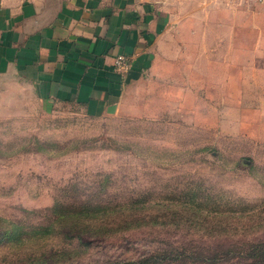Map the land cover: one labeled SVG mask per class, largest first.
Returning a JSON list of instances; mask_svg holds the SVG:
<instances>
[{
  "label": "rangeland",
  "instance_id": "rangeland-1",
  "mask_svg": "<svg viewBox=\"0 0 264 264\" xmlns=\"http://www.w3.org/2000/svg\"><path fill=\"white\" fill-rule=\"evenodd\" d=\"M235 4L181 14L153 68L104 115L1 82L0 218L34 232L55 222L61 207L109 214L154 206L144 217L170 206L163 222L172 228L132 231L60 264L164 253L170 258L150 264H252L253 247L264 254V225L257 227L264 223V4ZM187 206L201 212L196 221ZM177 212L186 220L180 225ZM203 212L222 216L211 221ZM232 212L260 215L223 218ZM25 244L0 245V264L40 250ZM175 248L183 255L172 259Z\"/></svg>",
  "mask_w": 264,
  "mask_h": 264
},
{
  "label": "crops",
  "instance_id": "crops-1",
  "mask_svg": "<svg viewBox=\"0 0 264 264\" xmlns=\"http://www.w3.org/2000/svg\"><path fill=\"white\" fill-rule=\"evenodd\" d=\"M223 3L239 2L0 0V83L26 84L41 101L107 114L153 68L181 14ZM121 55L131 63L127 74L115 68Z\"/></svg>",
  "mask_w": 264,
  "mask_h": 264
},
{
  "label": "trees",
  "instance_id": "trees-1",
  "mask_svg": "<svg viewBox=\"0 0 264 264\" xmlns=\"http://www.w3.org/2000/svg\"><path fill=\"white\" fill-rule=\"evenodd\" d=\"M134 205V206H132ZM128 209L115 210L107 214L105 211L100 209H82L80 211H74L73 209L63 208L61 207L58 212H56L57 217L55 222L53 221L50 225H47L45 228L36 229L34 232H29L26 227L23 225L1 219L0 218V245L2 244H12V245H22L26 246L25 242L35 241L36 245L39 246V251H33L28 254L26 257L19 258L16 263L18 264H60L66 262L67 258H73L78 255V251L80 250H89L93 245L98 243H102L104 241H108L110 239L116 238L118 236L124 235L126 233L137 231L141 229H159V227L172 228L168 226L170 223L163 222L166 217V210L169 209L170 206H166L163 209V215H147L142 217L144 211L150 210L152 205L145 206L141 203H133ZM181 207H185L182 206ZM186 209L191 211L192 219L189 221L190 223L199 218L201 212L199 210L192 209L190 207H186ZM130 211L131 214L127 215V211ZM144 212V213H143ZM200 212V213H199ZM263 212V211H262ZM261 212V213H262ZM260 214H251V215H242L237 216L236 213L232 212L227 215H223V218L233 219H241L244 220L246 218L254 219L256 216ZM175 216V215H173ZM200 216L206 217L207 220L217 221L222 214H206L203 212ZM262 216V215H261ZM260 217V216H259ZM87 220L88 222H95V224H80L73 223L75 220ZM201 219V218H200ZM175 221H178L175 224L180 225L184 223L186 220L179 216V212H177ZM202 220V219H201ZM188 222V223H189ZM71 224V225H70ZM219 222L217 223V225ZM167 225V226H166ZM264 223H260L257 227H263ZM159 226V227H158ZM222 226H225L222 222ZM176 229L178 227H175ZM232 228V227H231ZM232 230V229H231ZM202 231H206V229H202ZM210 233L214 232L212 229L209 231ZM222 235H232L226 227L221 229ZM237 234V232H236ZM235 235V234H234ZM59 237H65L66 239H71L72 244L66 246L64 245H55L52 247H47L49 245V240H54ZM35 239V240H33ZM77 242V245L75 244ZM259 246H255L250 251L248 257L254 258V262L252 264H264V254L260 253L261 248ZM29 248V247H26ZM32 249V247H30ZM28 250V249H27ZM175 257L172 259L179 258L178 255L182 256L183 253H180L178 249H176ZM247 255V254H246ZM167 253H164L161 256H152L149 259H138L135 261H125V260H112L109 264H150L151 262L162 263L169 259ZM210 261V260H209ZM208 261V262H209ZM250 264V263H248Z\"/></svg>",
  "mask_w": 264,
  "mask_h": 264
},
{
  "label": "built area",
  "instance_id": "built-area-1",
  "mask_svg": "<svg viewBox=\"0 0 264 264\" xmlns=\"http://www.w3.org/2000/svg\"><path fill=\"white\" fill-rule=\"evenodd\" d=\"M232 1V0H230ZM239 3L264 4V0H237ZM116 71L120 74H127L131 69V63L128 57L118 56L115 61Z\"/></svg>",
  "mask_w": 264,
  "mask_h": 264
}]
</instances>
